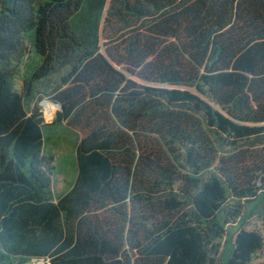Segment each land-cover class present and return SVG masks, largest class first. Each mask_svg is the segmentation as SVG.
Masks as SVG:
<instances>
[{"label": "trees", "instance_id": "1", "mask_svg": "<svg viewBox=\"0 0 264 264\" xmlns=\"http://www.w3.org/2000/svg\"><path fill=\"white\" fill-rule=\"evenodd\" d=\"M59 126L76 145L57 196L44 134ZM247 206L256 225L225 254ZM263 251L264 0H0V264Z\"/></svg>", "mask_w": 264, "mask_h": 264}, {"label": "rangeland", "instance_id": "2", "mask_svg": "<svg viewBox=\"0 0 264 264\" xmlns=\"http://www.w3.org/2000/svg\"><path fill=\"white\" fill-rule=\"evenodd\" d=\"M164 90L179 92L195 96L194 92L190 89L184 88H171L163 87ZM47 102L53 106V109L47 113V109L44 103ZM40 112L42 113L44 122L49 124L54 114L59 110V107L47 99H42L38 103ZM45 153L52 155L55 160V174H54V188L55 194L61 195L65 189H68L73 182L75 175V145H76V134L65 127L59 126L51 130V132L45 131ZM250 206H247L246 212L240 221L233 226L226 227V234L221 241L222 250L225 254L231 250L232 240L235 233L241 226H246L247 229L253 228L256 223L253 219H248L247 211ZM264 262V251L260 259L255 260L252 264H258ZM28 264H43L42 260H33Z\"/></svg>", "mask_w": 264, "mask_h": 264}, {"label": "bare ground", "instance_id": "3", "mask_svg": "<svg viewBox=\"0 0 264 264\" xmlns=\"http://www.w3.org/2000/svg\"><path fill=\"white\" fill-rule=\"evenodd\" d=\"M44 106L47 109V113L53 109V106L51 104L47 103V102L44 103Z\"/></svg>", "mask_w": 264, "mask_h": 264}]
</instances>
